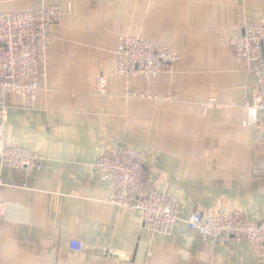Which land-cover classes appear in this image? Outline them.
Masks as SVG:
<instances>
[{"label":"crops","instance_id":"0c3cea01","mask_svg":"<svg viewBox=\"0 0 264 264\" xmlns=\"http://www.w3.org/2000/svg\"><path fill=\"white\" fill-rule=\"evenodd\" d=\"M42 5L64 11L43 88L26 101L0 89L3 143L43 157L30 175L0 167V264H258L251 244L205 242L186 221L197 208L246 221L264 213V112L245 107L264 98V80L228 42L264 24V0H0V12ZM123 35L179 53L172 73L131 80L128 90L146 98L124 97ZM122 146L145 152L147 188L179 201L169 235L150 238L138 211L109 203V178L93 163ZM71 240L84 252L70 251Z\"/></svg>","mask_w":264,"mask_h":264},{"label":"built area","instance_id":"2783aa9c","mask_svg":"<svg viewBox=\"0 0 264 264\" xmlns=\"http://www.w3.org/2000/svg\"><path fill=\"white\" fill-rule=\"evenodd\" d=\"M64 11L58 6L42 5L31 13L0 12V89L9 90L23 101L34 99L43 88L41 78L48 47L55 37L52 27L62 22ZM235 60L259 80H264V24L243 27L229 38ZM117 75L124 81V97L143 99L147 95L130 92L135 77L151 81L161 74H170L179 53L154 46L140 35L119 37L115 51ZM97 92L106 94V79L96 77ZM149 97V96H148ZM246 108L264 112V98L254 97L245 103ZM4 110L0 120V167L20 170L30 175L41 168L43 157L34 150L3 143ZM147 156L142 149L122 146L112 154L96 159L93 168L109 178L113 198L109 203L121 209L140 213L142 228L150 238L167 236L180 221V204L177 198L156 188L148 175ZM0 177V186L2 185ZM5 213L0 202V217ZM188 228L201 240L227 246L230 242H246L253 246L258 264H264V213L257 221H246L238 211L214 213L197 208L186 221ZM70 251L83 253L78 240L69 242Z\"/></svg>","mask_w":264,"mask_h":264}]
</instances>
